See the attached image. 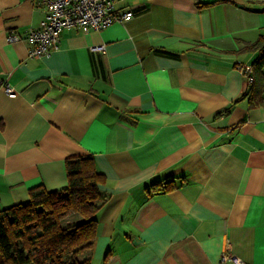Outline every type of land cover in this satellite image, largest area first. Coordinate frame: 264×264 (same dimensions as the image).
I'll return each mask as SVG.
<instances>
[{
  "label": "crops",
  "instance_id": "0c3cea01",
  "mask_svg": "<svg viewBox=\"0 0 264 264\" xmlns=\"http://www.w3.org/2000/svg\"><path fill=\"white\" fill-rule=\"evenodd\" d=\"M112 3L132 19L65 29L31 59L23 38L43 0H0V73L15 91L0 90V210L64 189L66 161L92 157L105 202L90 264H230L224 252L264 264V88L252 101L237 68L258 56L264 0Z\"/></svg>",
  "mask_w": 264,
  "mask_h": 264
},
{
  "label": "trees",
  "instance_id": "16d2710c",
  "mask_svg": "<svg viewBox=\"0 0 264 264\" xmlns=\"http://www.w3.org/2000/svg\"><path fill=\"white\" fill-rule=\"evenodd\" d=\"M259 53L252 65L248 94L259 104L264 88V36L251 45ZM67 185L62 190L31 189L29 199L0 210V264H90L80 255L91 248L96 216L105 202L104 182L92 157L66 161ZM174 181L152 183V192L167 193ZM74 216L76 222L66 221Z\"/></svg>",
  "mask_w": 264,
  "mask_h": 264
},
{
  "label": "built area",
  "instance_id": "2783aa9c",
  "mask_svg": "<svg viewBox=\"0 0 264 264\" xmlns=\"http://www.w3.org/2000/svg\"><path fill=\"white\" fill-rule=\"evenodd\" d=\"M44 17L39 26L31 29L23 40L27 43L28 57L40 58L48 56L59 48L60 33L69 28H78L84 33L100 31L114 22L124 24L132 19V13L116 12L112 0H43ZM7 42L20 40L16 32L11 31ZM92 51H104V46L91 47ZM238 70L252 82L251 69L246 65H238ZM0 90L8 96L15 94L14 89L1 77ZM220 262L230 264H246L230 252L220 256Z\"/></svg>",
  "mask_w": 264,
  "mask_h": 264
},
{
  "label": "rangeland",
  "instance_id": "374dc122",
  "mask_svg": "<svg viewBox=\"0 0 264 264\" xmlns=\"http://www.w3.org/2000/svg\"><path fill=\"white\" fill-rule=\"evenodd\" d=\"M66 221L76 222V220L74 219V216L67 219ZM86 257H87L86 253H83L82 255H80V259H85Z\"/></svg>",
  "mask_w": 264,
  "mask_h": 264
}]
</instances>
